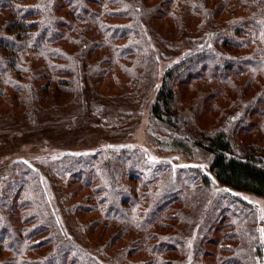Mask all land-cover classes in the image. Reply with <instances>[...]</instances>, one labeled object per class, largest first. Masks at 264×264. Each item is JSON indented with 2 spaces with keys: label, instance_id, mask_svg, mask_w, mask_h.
<instances>
[{
  "label": "trees",
  "instance_id": "trees-1",
  "mask_svg": "<svg viewBox=\"0 0 264 264\" xmlns=\"http://www.w3.org/2000/svg\"><path fill=\"white\" fill-rule=\"evenodd\" d=\"M170 6L175 10L171 15L177 32L186 36L191 46L164 68L149 106L152 119L161 128V139L168 141L163 144L160 137H153L155 146L158 149L164 145L181 153L200 148L212 156L208 173L214 183L264 198V141L256 145L241 140L239 145L232 138L256 130L259 141L264 138V0H157L148 10L144 0H0V103L12 110L20 102L31 112L50 88L58 86L66 93L73 89L80 97L81 78L89 75L97 79V73L102 72L106 81L122 82L127 77L132 84L139 70L144 73L154 65V60L147 57L140 17H166L173 12ZM237 9L240 17L233 19ZM222 11L234 17L217 25L216 16ZM213 45L237 51L225 55L222 50L212 51ZM91 53L90 61L87 58ZM164 56L171 57L168 53ZM102 63L107 65L101 67ZM184 71L187 81L202 80L203 86L196 96V107L188 109L178 106L177 85ZM189 71L195 72L194 77H189ZM231 74H236V81ZM213 81L218 89L205 91ZM129 83L126 81L128 87ZM226 87L235 96L224 94ZM204 102L213 103L211 108L218 119L202 131L195 129L193 114L203 108ZM111 165L94 173L91 163L78 166L76 171V165L65 164L66 182L87 188L79 202L70 205V209L88 217L87 229L97 233L100 222L119 225L115 233L103 238V245L86 246L72 236L59 217L61 208L42 173H32L26 166L12 183L0 187V264H110L97 256V249L105 251L122 239L129 242L117 256L113 255L117 264H176L172 252L177 244L182 246V239L165 235L163 229L171 224L160 218L165 208L172 209L170 205L179 202L173 182L169 179L164 188H147L139 193L138 202L135 187L125 182L127 171L111 169ZM209 177L201 178L203 185L209 184ZM183 199L189 202L192 197ZM228 212L227 217L234 215ZM168 214L181 218L177 210ZM154 221L155 228L148 233ZM242 224L249 227L247 220ZM245 232L253 233L251 228H243L233 236ZM254 248L257 254L261 250L258 245ZM131 253L134 261L127 260ZM248 254L249 250L236 251L222 261H249Z\"/></svg>",
  "mask_w": 264,
  "mask_h": 264
},
{
  "label": "rangeland",
  "instance_id": "rangeland-1",
  "mask_svg": "<svg viewBox=\"0 0 264 264\" xmlns=\"http://www.w3.org/2000/svg\"><path fill=\"white\" fill-rule=\"evenodd\" d=\"M156 1L144 0L145 9L148 10ZM170 10L173 11V7L170 6ZM174 12L175 10L166 17H140L139 25L148 46L147 57L154 60V65L152 68L151 65L148 66L144 73L139 70L140 75L132 84L127 77H123L122 82L106 81L102 72L97 73V79L89 75L81 78L80 97L74 95L73 89L66 93L59 91L58 86L50 88L41 96L43 99L36 105L38 108L31 107V112L20 102L12 110L6 103H0V187H7L13 177L20 174L26 166L31 168L32 173H42L45 184L51 187L57 198V205L61 208L60 213L57 212L65 227L77 240H82L84 245L93 246L99 242L103 245V238L115 233L119 225L100 222L97 229L101 232L97 230L95 233L87 229L85 222L88 217L73 208L70 209L71 204L79 202L87 188L81 183L66 182L65 164L76 165L73 168L76 171L78 166L91 163L92 170H96L94 173L107 169V164H112L111 169L126 170L129 177L125 182L135 187L134 198H138V202L139 193L159 185L164 188L170 179L176 187L174 196L177 195L179 202L171 204L172 209L165 208L160 218L171 224L163 229L165 235H177L182 239V246L177 244L172 252L176 264H242L243 261L234 260L224 263L222 259L227 260L233 257L234 252L246 250H249V261L244 260V264H264V198L235 192L214 183L208 173L212 156L200 148L193 147L189 153H181L173 152L164 145L158 149L155 146L153 137L161 139L162 134L158 123L150 115L149 106L164 68L191 46L186 36L177 32L178 27L174 22L176 20L171 15ZM234 14L236 17L222 11L216 16L217 25L227 23L233 17H240L238 9ZM210 49L222 50L225 55H234L237 51L233 47L221 45H213ZM106 51L109 52L107 47ZM98 53H101L100 49H97ZM166 53L171 57L164 58ZM93 54L87 59L91 61ZM88 60L84 61L88 63ZM106 65L107 63H102L101 67ZM197 70L199 69L194 71ZM194 73L189 71V77H194ZM183 74L187 76V72H182V78L177 85L180 100L178 106L180 109L196 107V96L203 87L202 80L187 81ZM231 75L236 81V74ZM126 81L130 84L129 87ZM215 84L217 83L213 81L206 85L205 91L218 89V85L213 86ZM224 91L230 97L235 96L228 87ZM252 91L254 89L250 90ZM227 95L224 97L229 100ZM211 105L213 107V103L204 102L203 108L200 106L199 112L196 110L193 114L195 129L197 127L205 131L215 124L217 113ZM256 131H246L237 137L233 135V141L238 140L239 145L241 140L245 144L261 145L264 138L259 141L255 136ZM161 140L163 144L168 143L165 138ZM51 172L56 173L57 178H53ZM194 173L196 174L193 175ZM202 177H209L208 185H203ZM143 183L146 188L142 186ZM186 195L192 197L189 202L183 199ZM99 196L97 192V201ZM187 203L188 207L185 206ZM127 206L128 203L125 207ZM173 207L181 218L169 217L168 213L175 212ZM225 211L227 215L228 211L234 215L227 217ZM90 215L89 218H94ZM243 220H247L249 227L242 224ZM154 228L155 224L148 233ZM243 228H251L253 233L245 232L240 237L233 236L236 230ZM127 234L129 233L126 231L124 235ZM128 242L122 239L118 244L113 242L105 251L97 249V256L107 263L117 264L113 255L117 256L118 251L121 252ZM256 245L261 247L258 254L254 253ZM198 251L204 252L198 254ZM134 259V254H129L127 260Z\"/></svg>",
  "mask_w": 264,
  "mask_h": 264
}]
</instances>
